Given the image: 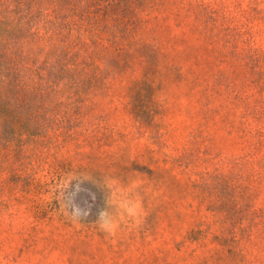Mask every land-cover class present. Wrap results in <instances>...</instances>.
<instances>
[{"label":"rangeland","instance_id":"obj_1","mask_svg":"<svg viewBox=\"0 0 264 264\" xmlns=\"http://www.w3.org/2000/svg\"><path fill=\"white\" fill-rule=\"evenodd\" d=\"M90 94L0 144V264H264V0H149Z\"/></svg>","mask_w":264,"mask_h":264},{"label":"trees","instance_id":"obj_2","mask_svg":"<svg viewBox=\"0 0 264 264\" xmlns=\"http://www.w3.org/2000/svg\"><path fill=\"white\" fill-rule=\"evenodd\" d=\"M149 0H0V144L34 134L53 99L90 94Z\"/></svg>","mask_w":264,"mask_h":264}]
</instances>
